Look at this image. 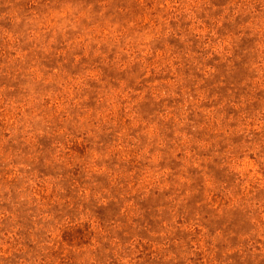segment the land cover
Wrapping results in <instances>:
<instances>
[{"label": "rangeland", "instance_id": "1", "mask_svg": "<svg viewBox=\"0 0 264 264\" xmlns=\"http://www.w3.org/2000/svg\"><path fill=\"white\" fill-rule=\"evenodd\" d=\"M0 264H264V0H0Z\"/></svg>", "mask_w": 264, "mask_h": 264}]
</instances>
